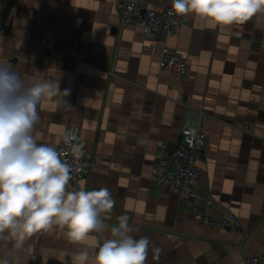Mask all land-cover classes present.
<instances>
[{
  "label": "crops",
  "instance_id": "obj_1",
  "mask_svg": "<svg viewBox=\"0 0 264 264\" xmlns=\"http://www.w3.org/2000/svg\"><path fill=\"white\" fill-rule=\"evenodd\" d=\"M115 2L0 0V62L26 80L57 70L60 90H69L66 104L38 106L37 143L56 148L78 130L97 166L87 180H70L69 191L107 188L115 201L105 230L84 243L102 244L126 215L131 234L149 240L145 264H246L264 254V14L215 27L185 15L167 42L187 61V75L178 77L159 68L158 35L137 25L118 30ZM47 33L51 48L41 43ZM185 123L198 124L208 139L202 185L213 213L236 215L239 228H206L175 192L152 183ZM81 250L54 228L35 234L22 252L0 249V258L73 264Z\"/></svg>",
  "mask_w": 264,
  "mask_h": 264
},
{
  "label": "clouds",
  "instance_id": "obj_2",
  "mask_svg": "<svg viewBox=\"0 0 264 264\" xmlns=\"http://www.w3.org/2000/svg\"><path fill=\"white\" fill-rule=\"evenodd\" d=\"M172 9L179 16H199L213 27L230 26L264 14V0H172ZM59 81L57 70L26 80L0 62V249L22 252L35 234L58 228L70 242L82 245L73 264H145L149 240L131 234L126 215L102 244L97 238L84 243L105 230L103 217L115 201L107 188L69 191L71 166L33 135L42 102L66 104L69 90L62 92ZM64 142L70 143L67 138ZM0 264H20V257L0 258Z\"/></svg>",
  "mask_w": 264,
  "mask_h": 264
},
{
  "label": "built area",
  "instance_id": "obj_3",
  "mask_svg": "<svg viewBox=\"0 0 264 264\" xmlns=\"http://www.w3.org/2000/svg\"><path fill=\"white\" fill-rule=\"evenodd\" d=\"M115 7L119 31L137 25L147 37L158 35L163 43L158 58L159 68L171 71L178 77L187 75L186 59L167 45L184 20V16L173 12L172 0H165L161 11L153 9L144 0H116ZM41 43L51 48L52 34H45ZM65 138L70 143H65ZM65 138L55 149L71 166V180L85 181L97 166V156L89 153L82 145L78 130H69ZM207 145L208 139L199 125L185 123L181 131V143L169 156L156 164L152 183L159 188L175 192L180 204L195 215L206 228H239L240 222L236 215L213 213L214 202L203 189L204 151ZM246 264H264V254H254L246 259Z\"/></svg>",
  "mask_w": 264,
  "mask_h": 264
}]
</instances>
